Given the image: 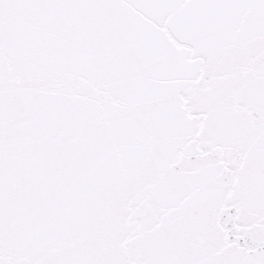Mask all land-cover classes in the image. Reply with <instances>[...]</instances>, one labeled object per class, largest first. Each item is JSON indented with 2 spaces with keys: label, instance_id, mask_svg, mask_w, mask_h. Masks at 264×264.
Returning a JSON list of instances; mask_svg holds the SVG:
<instances>
[{
  "label": "snow or ice",
  "instance_id": "obj_1",
  "mask_svg": "<svg viewBox=\"0 0 264 264\" xmlns=\"http://www.w3.org/2000/svg\"><path fill=\"white\" fill-rule=\"evenodd\" d=\"M0 264H264V0H0Z\"/></svg>",
  "mask_w": 264,
  "mask_h": 264
}]
</instances>
